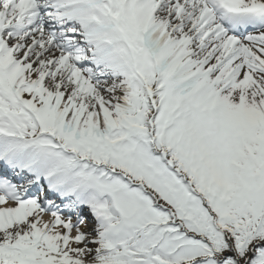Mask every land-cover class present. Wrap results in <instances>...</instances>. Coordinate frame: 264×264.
I'll use <instances>...</instances> for the list:
<instances>
[{
	"label": "snow or ice",
	"instance_id": "6c2138e0",
	"mask_svg": "<svg viewBox=\"0 0 264 264\" xmlns=\"http://www.w3.org/2000/svg\"><path fill=\"white\" fill-rule=\"evenodd\" d=\"M0 264H264V0H0Z\"/></svg>",
	"mask_w": 264,
	"mask_h": 264
}]
</instances>
